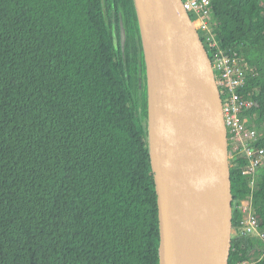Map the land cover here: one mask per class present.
Masks as SVG:
<instances>
[{"label": "trees", "instance_id": "16d2710c", "mask_svg": "<svg viewBox=\"0 0 264 264\" xmlns=\"http://www.w3.org/2000/svg\"><path fill=\"white\" fill-rule=\"evenodd\" d=\"M211 4L219 44L254 69L239 91L254 93L243 116L264 148V0ZM119 22L135 48L133 0H0V264H159L145 82L140 93L136 53L130 73L113 46ZM231 193L235 230L236 202L250 196L240 171ZM262 250L232 237L228 264H264Z\"/></svg>", "mask_w": 264, "mask_h": 264}, {"label": "water", "instance_id": "95a60500", "mask_svg": "<svg viewBox=\"0 0 264 264\" xmlns=\"http://www.w3.org/2000/svg\"><path fill=\"white\" fill-rule=\"evenodd\" d=\"M133 4L145 66L159 264H228L234 200L211 61L181 0Z\"/></svg>", "mask_w": 264, "mask_h": 264}, {"label": "built area", "instance_id": "2783aa9c", "mask_svg": "<svg viewBox=\"0 0 264 264\" xmlns=\"http://www.w3.org/2000/svg\"><path fill=\"white\" fill-rule=\"evenodd\" d=\"M183 9L195 17L194 24L211 61L215 83L222 100V111L228 142L230 171L241 172L249 184L250 196L236 202L242 214L239 227L232 229V237L251 236L264 243V231L254 214L252 199L258 187L260 167L264 166V148L257 146L259 132L255 123L243 116L255 107L253 92L239 91L254 69L236 48L222 47L216 38V22L213 18L211 0H181ZM241 157L245 164L236 167L233 159ZM264 254V250H262ZM245 262L243 264H248Z\"/></svg>", "mask_w": 264, "mask_h": 264}, {"label": "flooded vegetation", "instance_id": "af4514ba", "mask_svg": "<svg viewBox=\"0 0 264 264\" xmlns=\"http://www.w3.org/2000/svg\"><path fill=\"white\" fill-rule=\"evenodd\" d=\"M113 35H114V48L116 50H118V46L120 47V51H121V54L123 53V51H125V54L126 52H128V55L130 56V59L129 62L127 63V66L129 67L128 69V72L130 71L131 73V69L133 68L134 66V63H133V60L132 58L134 57L135 53L138 57V61H137V74H138V79H139V83H140V93L143 91L144 89V82H145V66H144V69H143V63H144V59H143V50H142V45H141V39H140V34H139V28H138V38H137V35H136V45H135V48L133 46V40H132V36L129 34L128 31L125 30V38H124V45L122 47L121 45V34H122V24L121 22H119V27L117 29V27L113 24ZM117 30H118V33H117ZM123 56V55H122ZM129 73V74H130ZM145 91V89H144Z\"/></svg>", "mask_w": 264, "mask_h": 264}, {"label": "rangeland", "instance_id": "374dc122", "mask_svg": "<svg viewBox=\"0 0 264 264\" xmlns=\"http://www.w3.org/2000/svg\"><path fill=\"white\" fill-rule=\"evenodd\" d=\"M193 17V20H195V17L194 16H192Z\"/></svg>", "mask_w": 264, "mask_h": 264}]
</instances>
